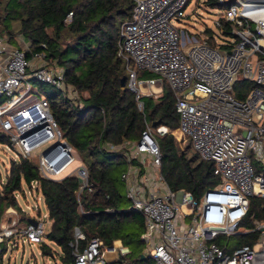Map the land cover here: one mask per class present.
Here are the masks:
<instances>
[{
  "label": "built area",
  "instance_id": "2783aa9c",
  "mask_svg": "<svg viewBox=\"0 0 264 264\" xmlns=\"http://www.w3.org/2000/svg\"><path fill=\"white\" fill-rule=\"evenodd\" d=\"M126 1L128 8L124 14L120 9L124 16L113 32L116 55L127 64L128 86L136 94L138 108L144 110V96L158 98L169 84L180 123L159 126L157 132L180 133L193 154L208 165L211 177L203 182L183 168L189 186L172 191L162 174L160 148L149 123L137 142L106 144L110 151L127 149L129 166L122 178L131 209L144 217L147 253L154 264H264V219L249 214L251 199L264 198V174L256 173L252 161L254 156L264 165V0H217L216 7L204 0L206 7L220 11L217 31L206 27L197 32L177 25L190 17L187 8L192 0ZM8 39L0 35V98L8 97L0 103V132L20 158L29 159L33 151L45 147L35 163L42 178L60 180L77 172L83 189L88 169L82 162L71 169L78 161L75 150L54 119L48 99L42 96L19 104L34 89L31 78L62 89L64 72L51 70L44 52L29 58V41L23 47ZM24 41L21 36L19 42ZM139 71L155 76L139 78ZM240 79L256 84L242 100L234 94ZM39 185L38 180L29 185V194L38 200L43 196ZM21 191L16 192L17 199ZM33 211L35 215H30L20 206L6 210L36 220L23 230L16 227L19 218L7 224L0 213V264L5 247L16 237L25 236L23 243L46 240L52 224L48 212L43 214L38 204ZM250 220L253 226L240 230ZM255 231L259 237L252 245L221 244L224 237ZM84 238L77 228L76 240ZM103 245L94 238L84 251L76 247L75 264H110Z\"/></svg>",
  "mask_w": 264,
  "mask_h": 264
},
{
  "label": "trees",
  "instance_id": "16d2710c",
  "mask_svg": "<svg viewBox=\"0 0 264 264\" xmlns=\"http://www.w3.org/2000/svg\"><path fill=\"white\" fill-rule=\"evenodd\" d=\"M116 1L117 8L127 3L126 0ZM107 3L108 0H0V35H9L12 44H17L16 36L22 35L31 45V50L27 52L29 58L34 53L44 52L48 65L56 63L64 67L67 84L87 88L72 80V76L84 56L92 57V45L105 27ZM207 4L216 7L218 2L208 0ZM70 14L72 16L68 22ZM16 20L20 22L19 30L13 27ZM208 33L211 34L212 30L208 29ZM213 42L211 38L212 45ZM111 43L110 49L101 53V57L103 65L113 71L117 84L114 93L96 88L89 97H81L74 102L61 88L31 78L33 86L39 88L36 92L48 99L51 113L65 139L87 167V186L81 189L82 183L76 175L60 180L42 178L37 165L21 157L13 161L7 183L0 193V213L3 216L6 207H19L16 192L24 183L31 185L32 181H39V190L52 221L46 240L40 246L41 251L46 256L54 255L49 242L55 243L62 251L60 258L63 264H75L76 247L82 252L94 238L103 241V250L114 246L117 240H121L123 246L129 249V253L121 254L114 264H154L142 238L145 232L144 217L141 212L131 209V201L126 195L127 184L122 178L129 166L127 149L110 151L106 144L121 146L127 142H137L147 123L153 125L158 122L154 126V134L161 152L162 174L172 191L189 186L185 181L181 156L176 149L177 145L182 157L189 159L188 152L193 151L188 140L184 144L177 137L175 145L173 134L157 132L162 125L179 126L173 91L165 83L162 96L142 98L145 106L143 111L140 110L136 94L128 86L127 64L116 55L114 36ZM153 76L147 71L139 72V78ZM123 77H126L125 85H122ZM254 87L255 82L240 79L235 85L234 94L242 100ZM7 98H0V103ZM173 131L178 134L176 130ZM9 142L8 136L0 132V143ZM132 163L138 164L136 159ZM254 166L256 173L264 174V165L256 163ZM206 180H211L210 175ZM249 214L264 219V198L251 199ZM30 220V217L22 214L20 223L28 224ZM77 228L84 234V239L76 240ZM244 237L243 242L237 243L238 246L254 244L259 232ZM142 255L145 256L142 258Z\"/></svg>",
  "mask_w": 264,
  "mask_h": 264
},
{
  "label": "rangeland",
  "instance_id": "374dc122",
  "mask_svg": "<svg viewBox=\"0 0 264 264\" xmlns=\"http://www.w3.org/2000/svg\"><path fill=\"white\" fill-rule=\"evenodd\" d=\"M204 0H192L190 6L187 8V14L190 15V17L187 20H182L177 22L178 27L181 29L188 30L190 32H197L201 31L204 28H212L217 31V26L215 25V20L219 16V9H213L210 7H206L203 4ZM108 7L106 8L108 13L106 14L105 20V27L100 31L101 35H99L98 40L96 39L95 43L92 45L93 47V54L91 58L83 57L82 63L80 66L76 69L75 73L72 76V80H74L76 83L82 84L87 86V88H81L76 85L67 84L65 82V76L62 79V90L66 94V96L72 101L77 102L81 97H89L92 90L96 88H101L104 91L108 93H114L117 91V84L114 79L113 71L110 69H107L103 65V60L101 57V53L105 52L106 49H110L112 43V37L113 34V27H117V23L122 19L119 11L120 9L125 10L128 8V3H126L125 6H121L117 8V1L116 0H108ZM20 24L18 21H15V27L19 28ZM94 26L97 27V23L94 24ZM93 26V27H94ZM3 37L8 39L9 35L3 34ZM9 40V39H8ZM216 43L213 42V45ZM25 47L24 45H22ZM48 67L51 68V70L57 72V73H63L65 72L64 67L61 65H57L56 63L48 65ZM132 68H136L135 65L131 64ZM137 69V68H136ZM139 72H146V71H139ZM36 89H39L37 86L34 87V89L30 92H28L25 97L22 99V101L19 103L20 105L24 102H28L31 100H35L36 98H41L42 95L39 92H36ZM25 91H22L24 93ZM174 141L176 145V139L177 137L181 138V142L184 144L186 143L187 139H185L180 133L174 134ZM189 143V141H188ZM187 143V144H188ZM45 147L39 148L32 153V157L29 158L32 162L36 163L37 156L43 151ZM188 146V150H189ZM176 149H178V146L176 145ZM75 150V149H74ZM180 151V150H179ZM182 160V168L192 170L194 179H200V181L206 182L207 178H209V168L207 164H203L193 153L188 152V158L182 157L180 155ZM75 157L78 161H75L71 167V169H76L82 161L80 155L75 150ZM20 159V155L18 151L13 147H10L9 144L0 143V185L1 183H4L7 180V176H9L11 166L13 161H17ZM186 161V162H185ZM252 161L254 165L256 163H259L260 165H263L259 161L255 159L254 156H252ZM85 165V164H84ZM187 165V166H186ZM77 176V172L75 173ZM23 191H25L26 196H24ZM30 187L26 183L22 185V191L18 197L19 200V206L23 208L28 214L35 215L33 208L38 204L40 205L42 209V213H47V208L45 205V201L43 196H41L40 200H38V197L36 194L32 196L29 194ZM11 207L8 206L5 209V212L3 214V220L5 223L9 224L12 222V219L21 218L22 214L19 213V216H16L15 214H9L6 212V210ZM13 207V206H12ZM51 223H48L50 225ZM51 226V225H50ZM253 226V223L251 221L245 223L240 230H246ZM18 229L23 230L27 227V224L25 222H21L16 226ZM25 238V236H19L16 237L9 247H5V253L3 255V264H63L60 255L62 253L59 246H57L53 242H49V244L52 246L55 254L54 255H43L41 251V244H34V243H23L22 239ZM245 239L242 235H236L231 237H224L221 239V244L228 243L230 246H238V242H243ZM16 241V243L14 242ZM145 250L147 248V243L145 242Z\"/></svg>",
  "mask_w": 264,
  "mask_h": 264
},
{
  "label": "crops",
  "instance_id": "0c3cea01",
  "mask_svg": "<svg viewBox=\"0 0 264 264\" xmlns=\"http://www.w3.org/2000/svg\"><path fill=\"white\" fill-rule=\"evenodd\" d=\"M16 21H18V20H16ZM19 24H20V22H19ZM13 27H14V29H16L15 21L13 22ZM19 28H20V26H19ZM19 28H17V30H19ZM21 36L22 35L16 36L17 44H12V43L11 44L12 45H21V44L23 45V44H25L27 42V40H25L24 42H21V43L19 42V38ZM109 252H115V253L113 255H111V257H108V254H110ZM146 252H147V248H146ZM127 253H129V249L123 246V243L121 240H117L114 242V249L106 248V250L104 251V255H105L106 259L108 260V262H110V263L115 262L120 257L121 254H127Z\"/></svg>",
  "mask_w": 264,
  "mask_h": 264
},
{
  "label": "water",
  "instance_id": "95a60500",
  "mask_svg": "<svg viewBox=\"0 0 264 264\" xmlns=\"http://www.w3.org/2000/svg\"><path fill=\"white\" fill-rule=\"evenodd\" d=\"M125 79H126V77H123V78H122V85H125ZM157 124H158V122H154V123H153V126H156ZM80 181H81V179H80ZM30 222H31V223H36V220H35V219H31ZM143 240L146 241V238L143 237ZM109 249H114V246L109 247ZM144 256H145V255H142V258H143Z\"/></svg>",
  "mask_w": 264,
  "mask_h": 264
},
{
  "label": "bare ground",
  "instance_id": "6f19581e",
  "mask_svg": "<svg viewBox=\"0 0 264 264\" xmlns=\"http://www.w3.org/2000/svg\"><path fill=\"white\" fill-rule=\"evenodd\" d=\"M166 128V127H165ZM167 130V128H166ZM110 254H108V257H111V255H113L115 252H109Z\"/></svg>",
  "mask_w": 264,
  "mask_h": 264
}]
</instances>
